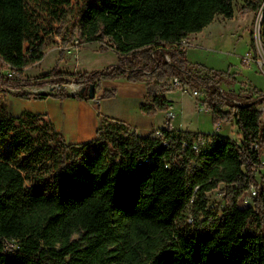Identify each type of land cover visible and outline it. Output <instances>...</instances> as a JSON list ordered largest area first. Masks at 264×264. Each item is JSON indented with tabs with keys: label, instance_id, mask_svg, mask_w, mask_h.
<instances>
[{
	"label": "trees",
	"instance_id": "obj_1",
	"mask_svg": "<svg viewBox=\"0 0 264 264\" xmlns=\"http://www.w3.org/2000/svg\"><path fill=\"white\" fill-rule=\"evenodd\" d=\"M49 1L68 2L0 0V56L13 70L0 72V89H15L12 95L22 99H88L63 87L54 93L23 87L143 81L139 109L150 115L169 109L164 93L178 79L180 87H202L214 125L231 122L241 137L164 127L160 135H139L121 121L102 119L94 138L74 143L43 115L8 116L0 103V142L6 143L0 264H264V189L253 172L264 146L258 108L264 93L222 90L224 74L188 62L183 46L216 15L232 18L236 0H98L96 11L86 12L83 33L88 41L107 40L117 62L95 71L53 67L22 76L29 61L41 58L37 15ZM262 4L243 0L240 9L256 13ZM260 28L264 51V7ZM250 45L254 52L253 37ZM114 94L106 88L101 97ZM250 184L253 202L240 207L237 199ZM216 189L220 209L209 206L208 193Z\"/></svg>",
	"mask_w": 264,
	"mask_h": 264
},
{
	"label": "rangeland",
	"instance_id": "obj_2",
	"mask_svg": "<svg viewBox=\"0 0 264 264\" xmlns=\"http://www.w3.org/2000/svg\"><path fill=\"white\" fill-rule=\"evenodd\" d=\"M242 4L243 0H236L232 18L227 19L216 15L214 20L200 32L192 33L184 40L183 46L186 48L185 54L188 62L224 74L226 80L220 83L222 90L227 91L231 88L235 92H239L255 88L264 93V51L259 22L264 4L256 13L250 11L243 13L240 9ZM98 6V0H68L64 3L49 1L37 15L43 27L39 33L43 41L41 58L29 61L22 76L34 77L48 72L53 67L63 72H78L101 70L114 65L117 62V55L110 47V43L107 40L88 41L83 33L86 12L96 11ZM251 37H253L254 52L250 45ZM0 72L6 75V68L2 64H0ZM169 81L172 84L173 79ZM107 85V81H101L99 87L95 88L93 98H89L93 105L98 104V96L101 95L104 87H109ZM60 87L65 88L69 94L81 92V86L75 83H47L39 88L25 86L23 90L54 93ZM14 91L15 89H0V103L5 105V113L8 116H18L25 111L45 116L50 115L51 119L54 118L53 113L62 115L65 122L61 125L57 124L58 122L55 123L68 141L75 139L74 133L76 134L78 123H88L89 130L87 132L89 133L94 124L96 112L117 111L116 109L123 101L122 95L124 94L118 87V94L114 100L104 99L100 106L91 108L88 106L87 100L65 98L62 101H57L51 97L44 100L22 99L12 95ZM197 91V94H194L191 88H181L175 85L174 90L164 93V96L170 101L168 109L170 122L171 120L172 123L174 121L175 123L181 122L182 128L193 132L213 133L216 129H221L222 133L220 134L239 140L241 135L233 123L220 121L217 124L221 123V126L215 127L207 103L203 98L202 87H198ZM82 92L85 93V89ZM257 94L255 93V95ZM259 108L264 122V103L260 104ZM44 111L48 113H44ZM133 113L140 114L142 117L146 116L132 104L126 112V116L136 123L137 132L142 135L144 125L142 117ZM100 116L98 125L102 119H110L104 114ZM67 119H72L73 122L67 124ZM163 119L162 113H158L154 120L155 125L163 127ZM176 126L178 125L176 124ZM174 129L177 128L174 126ZM92 133L94 134L93 131ZM5 146L6 143L0 142V150H4ZM260 154L264 161V146ZM257 179L259 176H255L256 181ZM259 182L257 181L258 184L262 183ZM208 198L210 207L220 209L219 204L222 200L220 189L208 193Z\"/></svg>",
	"mask_w": 264,
	"mask_h": 264
},
{
	"label": "crops",
	"instance_id": "obj_3",
	"mask_svg": "<svg viewBox=\"0 0 264 264\" xmlns=\"http://www.w3.org/2000/svg\"><path fill=\"white\" fill-rule=\"evenodd\" d=\"M249 59H250V57H249ZM103 81H107V84L109 85V87H104L103 89L113 88V89H115V94L109 98H102L101 95L98 96L99 102L97 105H93V103L91 102V100L89 98L88 99H76L73 97H65V98H72V99L79 100V101L87 100L88 106L91 108H95L97 106H100L102 100H104V99L114 100L118 94V87H119V90L123 91V93H124L122 95L123 101H121L120 107L118 109H116L117 111H112V110L106 111V110H104L103 112H96L94 124L92 125L91 131H89V133L87 132L89 130V124L88 123L80 124V123H78L79 122L78 121L77 122L78 126H76L77 127L76 134L74 133L75 139L72 141H68V139L58 129V127H57L58 125H56V123H55V122H58L57 124L61 125L63 122H65L64 116L56 115L53 113V115H54L53 119H51L50 115L49 116L43 115V118L45 120H47V119L50 120L52 122L54 128L64 136L66 141L74 142V143L84 142V141H87L88 139L89 140L92 139V137L95 136V131H96V128L98 126V120H99V117H101L100 115H102V114L107 115L111 120H118V121L123 122L125 125L133 128L137 132V128L135 126L136 123H134L133 119H130L128 116H126V112L129 110V108H131V104H132L133 106H137L138 111L140 113H142L139 109V105L141 104V102L143 101V99L146 95V82H143V81H141V82H130V81L124 80V78H122V79L117 78L114 80H103ZM51 98H53V97H51ZM65 98H54V99H57V101H62V99H65ZM77 105H79V104H77ZM45 112L46 111H44V113ZM46 113H48V112H46ZM158 113H162V115L164 117L163 124H164L166 118L169 119V117H170L169 110L168 111H159V112H156V113L150 114V115L142 113L146 117H144V116L142 117V116H140V114L133 113L134 115H137V116L139 115V117H142V121L144 123L143 131L141 133L142 135H146L151 130H156V129H159L162 127V126L155 125V122H154L155 117L157 116ZM174 115H175V111H174ZM71 121L73 122L72 119H67L66 123L69 124V123H71ZM171 124H172L173 128L175 126V128H177V129L179 128V129L187 130V129H184L181 127V122L175 123V121H174V123H172V120H171ZM176 124L178 126H176ZM217 126H221V123L215 125V127H217ZM92 131L94 132V134L92 133ZM216 131H219L220 133H222L221 129H216Z\"/></svg>",
	"mask_w": 264,
	"mask_h": 264
},
{
	"label": "built area",
	"instance_id": "obj_4",
	"mask_svg": "<svg viewBox=\"0 0 264 264\" xmlns=\"http://www.w3.org/2000/svg\"><path fill=\"white\" fill-rule=\"evenodd\" d=\"M247 56H248V53H247ZM0 64H2L3 66H5V68H6V75L11 76L13 74V70L11 69V67L6 62L3 61V59L1 58V56H0ZM173 83H174V85L181 86L180 85V81L178 79H174ZM197 92H198L197 90H193V93L194 94H197ZM163 127L166 128V129L167 128L168 129H174L169 119H166L165 120ZM215 132L220 133L219 131H215ZM154 133L156 135H160L161 134V132L159 131V129L154 130ZM204 143H205V140L204 139H201L200 142H199V144H201V145L204 144ZM253 148L260 150V148H259V146L257 144H254L253 145ZM262 151H263V147L261 148V152ZM259 160H260V162L255 165V167L253 169V172H254V176H259V179H257V181L258 182L259 181L262 182L260 185L263 186V189H264V161L261 158V154L259 156ZM255 195H256L255 185L254 184H250L248 186V188L245 189L240 194V196L238 197V199H237L238 206H240V207L248 206L249 204H251L253 202V198H254Z\"/></svg>",
	"mask_w": 264,
	"mask_h": 264
},
{
	"label": "water",
	"instance_id": "obj_5",
	"mask_svg": "<svg viewBox=\"0 0 264 264\" xmlns=\"http://www.w3.org/2000/svg\"><path fill=\"white\" fill-rule=\"evenodd\" d=\"M85 89V92L87 93V96L89 98H93L94 96V91H95V87L93 84H90L88 86V88H81V92ZM75 93H72L71 95H74Z\"/></svg>",
	"mask_w": 264,
	"mask_h": 264
},
{
	"label": "bare ground",
	"instance_id": "obj_6",
	"mask_svg": "<svg viewBox=\"0 0 264 264\" xmlns=\"http://www.w3.org/2000/svg\"><path fill=\"white\" fill-rule=\"evenodd\" d=\"M262 10H263V9H262ZM262 10H261V12H260L261 15H262ZM260 19H261V18L259 17V22H260Z\"/></svg>",
	"mask_w": 264,
	"mask_h": 264
}]
</instances>
